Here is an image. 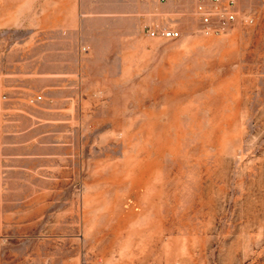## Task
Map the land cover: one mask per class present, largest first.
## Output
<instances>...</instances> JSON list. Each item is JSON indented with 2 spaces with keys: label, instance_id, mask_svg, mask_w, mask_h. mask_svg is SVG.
I'll return each mask as SVG.
<instances>
[{
  "label": "rangeland",
  "instance_id": "rangeland-1",
  "mask_svg": "<svg viewBox=\"0 0 264 264\" xmlns=\"http://www.w3.org/2000/svg\"><path fill=\"white\" fill-rule=\"evenodd\" d=\"M67 1L0 0V40ZM89 1L73 155L41 186L0 164V264H264V0H237L218 36L195 0L107 16L93 8L115 0Z\"/></svg>",
  "mask_w": 264,
  "mask_h": 264
},
{
  "label": "crops",
  "instance_id": "crops-1",
  "mask_svg": "<svg viewBox=\"0 0 264 264\" xmlns=\"http://www.w3.org/2000/svg\"><path fill=\"white\" fill-rule=\"evenodd\" d=\"M152 5L151 0H115L98 2L93 9L98 16H107L132 14ZM78 8L77 0H68L65 18L42 21L15 40H0V119L6 126L0 137L11 140L1 142L0 164L23 177L20 186H41L42 175L53 169L50 162L73 155L78 109L88 104L84 97L88 58L82 45L90 1L81 0V18ZM201 27L198 20L200 34L221 35L204 34ZM37 96L41 99L30 103Z\"/></svg>",
  "mask_w": 264,
  "mask_h": 264
},
{
  "label": "built area",
  "instance_id": "built-area-1",
  "mask_svg": "<svg viewBox=\"0 0 264 264\" xmlns=\"http://www.w3.org/2000/svg\"><path fill=\"white\" fill-rule=\"evenodd\" d=\"M195 3V13L202 26L200 31L204 34L226 33L237 20V0H195ZM245 21L252 23L254 20L252 17H247ZM147 32L150 37L159 36L165 39H177L181 36V32L172 26L148 27ZM82 52H88V47L83 46ZM39 99L41 97L37 96L31 98L30 102L34 103Z\"/></svg>",
  "mask_w": 264,
  "mask_h": 264
}]
</instances>
